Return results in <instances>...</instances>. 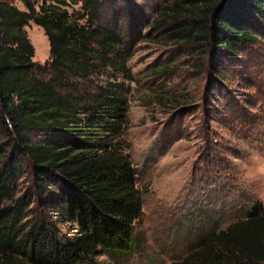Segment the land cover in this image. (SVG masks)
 <instances>
[{
	"label": "trees",
	"instance_id": "1",
	"mask_svg": "<svg viewBox=\"0 0 264 264\" xmlns=\"http://www.w3.org/2000/svg\"><path fill=\"white\" fill-rule=\"evenodd\" d=\"M102 1L21 0L19 10L0 0V264H86L135 248V170L111 140L126 121L124 90L98 80L129 78L134 34L100 20ZM70 4L81 8L69 14ZM29 22L48 43L43 65L32 61ZM140 23L217 67L256 41L264 0H166ZM53 219L75 232L62 238ZM173 264H264V206Z\"/></svg>",
	"mask_w": 264,
	"mask_h": 264
},
{
	"label": "rangeland",
	"instance_id": "2",
	"mask_svg": "<svg viewBox=\"0 0 264 264\" xmlns=\"http://www.w3.org/2000/svg\"><path fill=\"white\" fill-rule=\"evenodd\" d=\"M1 1L24 10L21 0ZM165 1H102L100 20L111 17L134 34L125 60L130 80L109 72L98 80L124 90L126 121L111 140L135 170L141 216L130 255L86 264L180 262L204 234L243 219L253 204L264 206V24L253 30L255 42L210 67L157 29L140 31V21L157 16ZM23 31L32 61L43 65L49 53L42 30L29 22ZM53 222L62 238L75 232Z\"/></svg>",
	"mask_w": 264,
	"mask_h": 264
}]
</instances>
